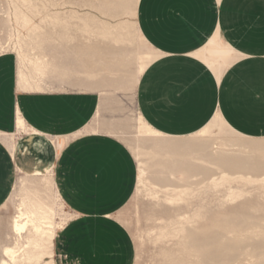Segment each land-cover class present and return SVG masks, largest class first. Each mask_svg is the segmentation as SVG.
<instances>
[{
  "label": "crops",
  "instance_id": "obj_1",
  "mask_svg": "<svg viewBox=\"0 0 264 264\" xmlns=\"http://www.w3.org/2000/svg\"><path fill=\"white\" fill-rule=\"evenodd\" d=\"M136 22L156 52L135 91L137 111L152 130L184 136L218 118L240 136L264 138V0H139ZM95 47L104 48L81 50L86 68L74 64L72 47L39 55L40 69L34 59L26 83L17 54L0 53V134H15L18 144L13 153L0 138V204L16 167L51 176L52 162L54 186L72 215L56 234L54 260L135 264L132 236L117 213L136 191L138 165L120 138L94 123L112 106L111 84L94 78L92 63L103 70L88 57ZM19 117L35 137L20 139ZM53 138L61 144L50 161L37 150Z\"/></svg>",
  "mask_w": 264,
  "mask_h": 264
},
{
  "label": "rangeland",
  "instance_id": "obj_2",
  "mask_svg": "<svg viewBox=\"0 0 264 264\" xmlns=\"http://www.w3.org/2000/svg\"><path fill=\"white\" fill-rule=\"evenodd\" d=\"M138 1L115 6L107 0H0V53L17 54L19 74L25 73L28 82L34 59L40 69L39 55L48 57L72 47V55H77L74 64L86 68L87 63H82L86 52L81 50L104 47H95L88 57H97L103 68L92 63L94 78L103 75L111 84L106 89L112 106L107 118H98L99 111L94 123L120 138L137 160L136 191L117 213L132 236L135 264H264V138L240 136L218 118L184 136L152 133L141 122L136 84L156 52L138 29ZM208 52L209 63L214 54ZM18 132L20 139L35 137L31 129ZM0 138L14 153L16 135L0 134ZM44 140L50 147L37 152L51 161L59 139ZM170 140L193 141L196 146L187 154L155 147ZM172 160H186L202 169L187 173L174 168ZM224 161L241 165L229 166ZM49 170L51 176L16 167L8 196L0 204V262L9 260L4 247L24 241L12 229V221L21 201L31 198L52 208L57 227L47 249L51 254L46 252L39 261L24 258L17 264H58L54 239L72 215L54 186L52 162ZM191 230L206 241L199 246L192 243Z\"/></svg>",
  "mask_w": 264,
  "mask_h": 264
},
{
  "label": "bare ground",
  "instance_id": "obj_3",
  "mask_svg": "<svg viewBox=\"0 0 264 264\" xmlns=\"http://www.w3.org/2000/svg\"><path fill=\"white\" fill-rule=\"evenodd\" d=\"M108 2L119 6L125 3L126 0H107ZM220 51H214L216 55H220ZM213 53V51L211 52ZM22 71V70H21ZM25 73H20L21 82L27 81L26 77L23 75ZM140 120L145 126L149 128L152 133H157L152 130L140 117ZM18 129L27 130L30 129L25 121L19 117L18 119ZM160 134V133H157ZM61 141H59V145ZM196 145L193 141L186 140H170L163 143L157 144L155 147L160 150H167L172 153H189V150L194 148ZM181 152H177V151ZM173 167H180L187 173H192L196 170H201L202 168L190 164L186 160H172ZM224 164L229 166H240V162L234 161H224ZM36 169V168H34ZM172 169V167H171ZM171 201V200H170ZM53 210L52 208L45 204L39 199L24 198L18 208V213L12 221V229L18 235V238L24 241H18L15 243L16 246H6L4 247V255H6L9 260L2 259L0 264H17L19 260L26 258L28 261H39L46 254L47 249L52 246V240L55 236L56 223L53 220ZM25 234V235H24ZM189 239L192 243L199 246L203 244L206 240L201 239L199 235L196 234L194 230L189 231ZM217 252V251H216ZM215 252V253H216ZM51 254V252H47Z\"/></svg>",
  "mask_w": 264,
  "mask_h": 264
}]
</instances>
